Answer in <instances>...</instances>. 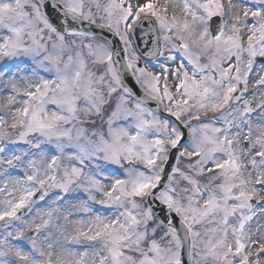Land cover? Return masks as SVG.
Returning <instances> with one entry per match:
<instances>
[{"label": "snow or ice", "instance_id": "snow-or-ice-1", "mask_svg": "<svg viewBox=\"0 0 264 264\" xmlns=\"http://www.w3.org/2000/svg\"><path fill=\"white\" fill-rule=\"evenodd\" d=\"M0 264H264V0H0Z\"/></svg>", "mask_w": 264, "mask_h": 264}, {"label": "water", "instance_id": "water-1", "mask_svg": "<svg viewBox=\"0 0 264 264\" xmlns=\"http://www.w3.org/2000/svg\"><path fill=\"white\" fill-rule=\"evenodd\" d=\"M138 31H139V30H138ZM138 47H139L140 49H143V45H139V44H138ZM125 82H126V83L129 85V87H131L136 93L142 95L141 91L139 90V88H138L137 85L135 84V81H134V79L131 77L130 74H127V78H126V81H125ZM149 106L152 107V108H154V109L156 108V105H155V103H153V102H150Z\"/></svg>", "mask_w": 264, "mask_h": 264}, {"label": "rangeland", "instance_id": "rangeland-1", "mask_svg": "<svg viewBox=\"0 0 264 264\" xmlns=\"http://www.w3.org/2000/svg\"><path fill=\"white\" fill-rule=\"evenodd\" d=\"M145 63L142 64V66H144Z\"/></svg>", "mask_w": 264, "mask_h": 264}]
</instances>
